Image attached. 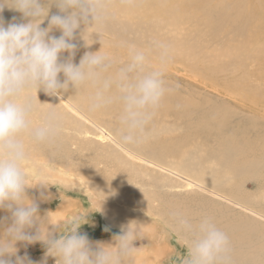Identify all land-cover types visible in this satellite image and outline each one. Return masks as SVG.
Listing matches in <instances>:
<instances>
[{
  "label": "rangeland",
  "instance_id": "rangeland-1",
  "mask_svg": "<svg viewBox=\"0 0 264 264\" xmlns=\"http://www.w3.org/2000/svg\"><path fill=\"white\" fill-rule=\"evenodd\" d=\"M168 1L152 5L145 16L158 22ZM229 1L239 0H206L210 7ZM245 2L244 6L254 10V14L264 9V0ZM227 6L228 3L225 9L220 6L213 19L232 16L237 19H228L211 35L200 21L160 30L153 28V22L147 23L149 26L140 22L142 16L131 21L113 20L112 11L102 28L89 29L85 39L90 46L85 47V41L77 33L78 51L73 61L77 64L86 51H99L102 45L103 52L120 63L126 62L128 52L122 44L149 49L153 41L169 40L163 35L170 36L173 44L181 33L182 41H196L198 47L191 43L187 48L169 44L171 60L163 69L164 79L179 87L166 95L161 104H168L170 109L161 110L160 105L148 126L147 139L137 146L125 147L104 139L107 133L116 140L119 107L89 112L87 88L76 91L70 87L61 98L38 93L45 100L42 104L56 106L63 118V130L52 144L25 140L27 159L23 173L29 186L27 195L39 203L41 216L50 212L51 223L56 226L49 228L55 227L57 236L79 220V231L86 233L92 242L110 244L122 226L135 223L131 227L139 229V238L134 242L138 250L130 264H181L187 254L186 238L174 231L168 217L169 210L178 209L189 213L192 219L201 214L213 217L229 236L231 264H264V219L249 218L244 210L218 197L224 196L264 215V42L245 37L254 27L252 19L249 21L242 12L246 8L241 10L237 6L233 10V6L230 14ZM244 37L249 41H243ZM238 40L245 47L238 46ZM63 58H67V53ZM147 67H159L154 51L148 52ZM36 101L38 109L51 107ZM35 113L31 120L38 124L42 113ZM169 170H179L180 176L170 174ZM183 177L195 183V187L189 188ZM41 193L45 198H41ZM6 215V211L0 210V217ZM105 226L110 231H104ZM236 230L242 236L230 238ZM18 247L21 256L26 252L36 264H44L45 249L41 244L26 249ZM46 264H56V258L48 257Z\"/></svg>",
  "mask_w": 264,
  "mask_h": 264
},
{
  "label": "clouds",
  "instance_id": "clouds-1",
  "mask_svg": "<svg viewBox=\"0 0 264 264\" xmlns=\"http://www.w3.org/2000/svg\"><path fill=\"white\" fill-rule=\"evenodd\" d=\"M137 0H0V264H36L25 249L41 244L44 257L56 258V264H130L138 247L139 229L122 226L112 243L92 242L81 233L79 220L56 235L49 213L39 214V203L30 198L23 173L27 154L25 140L52 144L63 130V118L56 106L38 109V92L61 97L68 89L87 88V110L95 113L113 105L119 107L116 142L137 146L147 139V129L166 95L178 85L164 79V67L171 60L169 45L153 41L149 49L122 44L128 59L120 63L102 51H86L74 63L78 51L77 33L85 39L89 29L102 28L111 10L119 5L132 8ZM21 14L5 23V9ZM56 11L53 13L52 9ZM45 22L47 26L45 27ZM59 32L60 35H54ZM96 34V33H95ZM154 51L158 68L150 69L148 52ZM67 53V58L61 59ZM119 64V66H117ZM61 76L63 79H61ZM35 92V98L31 93ZM41 111L38 124L33 113ZM44 185V184H43ZM45 198L44 194H40ZM169 221L174 231L186 238V256L181 264H231L229 236L213 217L201 214L192 219L185 212L171 209ZM104 231H110L105 226Z\"/></svg>",
  "mask_w": 264,
  "mask_h": 264
},
{
  "label": "bare ground",
  "instance_id": "bare-ground-1",
  "mask_svg": "<svg viewBox=\"0 0 264 264\" xmlns=\"http://www.w3.org/2000/svg\"><path fill=\"white\" fill-rule=\"evenodd\" d=\"M160 1L161 0H137V3H136V5L134 6V7H132V8H122V7H120L119 5H117V6H115L111 11L112 12H114L113 13V20H119V19H122V20H128V21H131V20H138V17L139 16H142V19L140 20V22H145L146 24L148 23V24H150L151 22H153L154 24H153V28L154 29H157V28H161L162 30H164V29H169V30H172V29H174L173 27L175 26V25H177V24H179V25H181V27H182V25L184 24V23H187V22H190V21H200V22H203L207 27H206V29H208V31H206V33L207 34H209V35H211V31L212 30H214V29H220L221 27H222V25H224L225 23H226V21L228 20V19H237L236 17H234V16H232V15H230V16H232V17H229L228 16V14L230 13V11H232L231 10V8L234 6V8H233V10H235L236 8H237V6H239V7H242L241 8V10H243V9H245L246 7L244 6V2H245V0L243 1H238L237 3H235V2H226V3H228V6H227V9L229 10V13L227 14V16L229 17V18H223V19H220V20H216V19H213L214 18V12H216V11H219V9H220V6H224V9H225V4L226 3H224V2H221V3H217L216 5L214 4L212 7H210L209 5H208V3L206 2V0H204L205 2H203V3H200V1L201 0H169L165 5H163L164 6V9H162V19H157V20H159L158 22H164V25L163 24H158V22H155V20H153V19H148L147 18V16H145V14H147L146 12L152 7V5H154V4H156V3H160ZM263 1V0H262ZM247 2V1H246ZM245 2V4H247ZM249 4V3H248ZM258 5V4H257ZM264 5V4H263ZM163 8V7H162ZM55 9V8H54ZM53 11V10H52ZM55 11H56V9H55ZM54 12V11H53ZM159 12H161V11H159ZM239 12V11H238ZM242 12H244V13H246L247 14V16L250 18L249 19V21L252 19V21L251 22H253V24H254V27H252L250 30H248L249 32L247 33V35H245V37H249V40H254V39H256L255 41L256 42H261V41H263L264 42V9L262 8L261 10H259V12L258 13H255L254 14V10H250V9H248V7L246 8V10H243ZM149 14V13H148ZM231 14V13H230ZM226 15V14H225ZM2 16H3V18H4V21H5V23H8V22H10L11 20H12V18L13 17H16L17 18V22H20V20H21V14L20 13H18V12H15V11H11V10H9V9H5L4 10V12L2 13ZM243 16H245V15H243ZM149 17V16H148ZM155 19V18H154ZM245 21V20H244ZM243 21V22H244ZM144 22H143V24H144ZM224 22V23H223ZM251 22H249L250 24H251ZM133 23V22H132ZM132 23H130L131 25H132ZM223 23V24H222ZM147 24V26H149ZM138 25V24H137ZM136 25V26H137ZM246 25V24H245ZM249 25V24H248ZM244 28V27H243ZM94 29H96L97 30V28H95L94 27ZM160 29V30H161ZM236 29V28H235ZM105 31V30H104ZM148 31V30H147ZM231 31V30H230ZM226 32H228V31H226ZM235 32V31H234ZM242 32H243V30H242ZM241 32V33H242ZM247 32V31H246ZM116 34V33H115ZM232 34H233V31H232ZM114 35V34H113ZM175 35H177V34H175ZM96 37V36H95ZM119 37H120V35H119ZM163 37H167L169 40L166 42V44L167 45H169V44H171L170 43V36H166V35H163ZM244 37V40L243 41H245L246 40V42H248L249 40H247V38H245ZM177 39V41H175L174 40V43L173 44H171L172 46H174V47H179V48H187L186 47V45L187 44H190L191 42H190V39H188V41L187 40H183L182 41V38H181V33L180 34H178V37L176 38ZM241 39V38H240ZM92 42H93V40H91ZM90 41V38H89V42H91ZM243 41L241 42V40L239 41L238 40V43H239V45L238 46H241V44L243 43ZM196 41H194L193 43H191L192 45H198V44H196L195 43ZM94 43V42H93ZM250 43L251 42H249L248 43V45H250ZM125 44V43H124ZM253 44V43H252ZM259 44H261V43H259ZM257 45V47H258V44H256ZM251 46V45H250ZM171 47V46H170ZM198 47V46H197ZM241 47H245L244 45L243 46H241ZM252 47H253V45H252ZM256 47V46H255ZM235 48V47H234ZM233 48V50H235ZM236 48H238V47H236ZM254 48V47H253ZM171 49V48H170ZM239 49H240V47H239ZM243 49V48H242ZM245 49V51H246V49L247 48H244ZM259 49V51L261 52V50H260V48H258ZM263 49V48H262ZM187 50V49H186ZM244 50H243V53L245 52ZM247 51H248V49H247ZM259 51H256V50H254V52H259ZM231 51H229V52H221V55H223V56H225L227 53H230ZM248 52H250V51H248ZM252 53H253V51H251ZM250 52V53H251ZM176 53V52H175ZM175 53H173L174 55H175ZM178 53V52H177ZM254 54V53H253ZM257 54V53H256ZM255 54V55H256ZM261 54H263V52H261ZM260 54V55H261ZM184 55V54H183ZM189 55V54H188ZM187 55V56H188ZM260 55H258V56H256V57H259ZM178 56V55H177ZM180 56V55H179ZM182 56V55H181ZM254 56V55H253ZM185 58V57H184ZM254 58H255V56H254ZM260 58V57H259ZM263 58V57H262ZM64 59V58H63ZM179 59V58H178ZM177 59V60H178ZM256 60H258L257 58H256ZM63 78V77H62ZM38 93H42L41 91L40 92H38ZM31 95H32V97L33 98H35V92H32L31 93ZM42 95V94H41ZM175 95V94H174ZM173 96V95H172ZM177 96V95H176ZM62 97V96H61ZM60 97V98H61ZM37 98H38V100L39 101H41V103L42 102H44L43 100H41V98H40V94L38 95L37 94ZM168 98H169V96H168ZM63 99V98H62ZM168 100V99H167ZM176 100V99H175ZM178 100V99H177ZM176 100V101H177ZM170 102V101H169ZM35 103L37 104V101H35ZM162 105V107H161V110H166L168 107H169V105L168 104H161ZM174 105V104H173ZM173 105H172V107H173ZM175 105H177V104H175ZM39 107V106H38ZM46 107V106H45ZM44 107V109H46ZM176 107V106H175ZM72 108V107H71ZM159 109V108H158ZM169 109H170V107H169ZM174 109V108H173ZM177 109V108H176ZM175 110V109H174ZM74 111V110H73ZM38 112V111H37ZM36 114V113H35ZM34 114V115H35ZM69 116V115H68ZM40 118V117H39ZM117 119V118H116ZM67 120H68V118H67ZM115 124V123H114ZM78 125V124H77ZM67 129V128H66ZM102 133H104V131L102 132ZM106 133V132H105ZM104 133V134H105ZM106 135L107 136H105L106 138H104V139H109L110 141L112 140V141H114L116 144H119V143H117L116 142V140L114 139V138H112V137H110L107 133H106ZM114 137V136H113ZM258 138V137H257ZM29 141V140H28ZM95 142H97V141H95ZM251 143V142H250ZM111 144V143H110ZM108 145V144H107ZM120 145V144H119ZM112 146V145H111ZM33 147V146H32ZM26 148V147H25ZM261 148H262V146H261ZM128 150V149H127ZM248 152V151H247ZM114 153H115V151H114ZM129 153V152H128ZM118 154V153H117ZM243 155H244V153H243ZM140 160H145L146 162H148V164L149 165H152V166H159V165H157L156 163H154V162H152V161H150V160H146V159H143V157H138ZM139 161V160H138ZM230 163V162H229ZM232 163H234V162H232ZM162 166V165H161ZM160 167V166H159ZM232 168V167H231ZM172 169V168H171ZM173 170H175V169H173ZM229 170H230V168H229ZM179 171V170H178ZM178 171H170L169 170V172H170V174H172V175H175V176H180L179 174H178ZM181 171V170H180ZM168 172V171H167ZM133 174V173H132ZM169 174V173H168ZM229 174V173H228ZM186 181H184L187 185H188V187L189 188H191V187H195V186H193V184H195V183H193L190 179H188L187 177H183ZM190 178H192V177H190ZM194 181V180H193ZM202 181V183H204L203 181L204 180H201ZM200 181V182H201ZM199 182V183H200ZM202 183H200V184H202ZM199 184V185H200ZM197 185V184H196ZM201 186V185H200ZM199 186V187H200ZM202 187V186H201ZM112 188V187H111ZM173 188H177V187H173ZM202 189V188H201ZM204 190V189H203ZM130 194V193H129ZM217 194V193H216ZM215 194V195H216ZM128 195V194H127ZM177 196V195H176ZM218 196V195H217ZM222 196V195H221ZM219 198H223L224 200H225V202H228V204H229V202H231V203H233V204H235L236 205V207L237 208H239V209H242V210H244L245 211V215L246 216H248L249 218H251V217H261V218H263L264 219V215L263 214H261V213H259V212H257V211H255V210H252V209H250V208H248V207H246V206H244V205H242V204H239V203H236V202H234V201H232V200H230V199H228V198H226V197H224V196H222V197H220V196H218ZM217 197V198H218ZM231 198H232V196H231ZM151 200V199H150ZM149 201V200H148ZM141 202V201H140ZM154 203V202H153ZM153 203H151V204H153ZM149 205V204H148ZM156 208V207H155ZM218 211H219V209H218ZM237 211V210H236ZM186 212V211H185ZM200 212V211H199ZM204 212V211H203ZM189 214V213H188ZM191 216H194L195 214H190ZM251 216V217H250ZM197 218H199V217H194V219H197ZM106 225V224H105ZM260 227V226H259ZM255 230H257V228L255 229ZM258 230H260V232L262 231V227H260V228H258ZM242 234V233H241ZM240 236H242V235H240L239 233H238V230H236V234H234L233 235V237H230V238H238V237H240Z\"/></svg>",
  "mask_w": 264,
  "mask_h": 264
}]
</instances>
